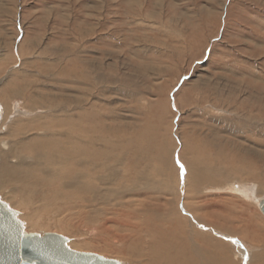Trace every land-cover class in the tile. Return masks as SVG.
<instances>
[{
  "label": "rangeland",
  "instance_id": "1",
  "mask_svg": "<svg viewBox=\"0 0 264 264\" xmlns=\"http://www.w3.org/2000/svg\"><path fill=\"white\" fill-rule=\"evenodd\" d=\"M68 115L100 139L88 149L100 152L96 160L117 159L97 173L106 185H94L97 201L85 206L84 196L68 209L29 187L0 190L25 233L58 234L74 251L127 264L98 233L103 222L175 203L195 231L220 239L229 264H248L264 250V230L254 232L264 217L235 190L254 185L264 197V0H0V157ZM12 157L9 169L17 168ZM20 158L25 168L35 161ZM119 158L123 176L108 181L106 167ZM195 162L219 182L207 189L226 190L193 199ZM144 172L169 192L150 195L152 202L131 193L129 206L120 202L130 196L115 200L141 187Z\"/></svg>",
  "mask_w": 264,
  "mask_h": 264
},
{
  "label": "bare ground",
  "instance_id": "2",
  "mask_svg": "<svg viewBox=\"0 0 264 264\" xmlns=\"http://www.w3.org/2000/svg\"><path fill=\"white\" fill-rule=\"evenodd\" d=\"M72 117H73L72 115H68L67 118L64 117L65 120H63L62 122H53V124H51L50 126L44 125L40 127L38 129L40 133H37L40 136L32 138L29 141L28 139L27 140L24 139L23 142L17 143L18 146H21L20 147L21 151L17 150L16 147L11 152L9 151L10 153L9 152L1 153L0 190L5 189V187H7L10 184L16 185L17 187H19V189L22 187H29L32 191L34 192L36 191L35 193H39L42 196V198H44V200H46L47 202H51L57 206L62 205L63 207L66 208L68 207V209L70 206L75 207L76 205H81L79 204L82 201V200L80 201L81 196H84L85 203L84 205L82 204L83 206L88 205L87 203L89 202L92 201L95 202V200L97 201L99 193L97 194L96 192H94L93 190V188H95L94 185L97 186L98 184L101 183L106 185V183L104 182V178L98 176L97 173L100 174L102 168L107 163H114L117 157H114L112 160H111L112 157L109 159L107 158L108 160H106L107 162L105 163L96 160L100 158L101 156L100 152L98 153L95 152V154H92L88 149L90 148L97 149L96 144L97 142H100V139L97 137L89 138L88 135H84V133L87 132L86 128L84 127V125L81 124L79 125L78 123L74 122ZM27 153L33 154L35 157V161L34 164L29 165L28 168H25L23 166V161L21 160L20 156L27 155ZM12 156L17 157V158L14 157L16 159L15 166L17 168L9 169L7 166V161L8 159L13 158ZM119 160L121 159L119 158L118 161L114 164L113 166L114 168L111 166L106 167L107 168L106 173H108L109 175L108 181H112L114 179L112 176L114 175L118 176V174L119 175L121 174V171H119L118 170L119 168H117L118 165L122 164L119 163ZM223 160H227L226 157H224ZM208 163L210 164V162H207V164ZM197 164L196 162L190 164V168L188 169L189 170L188 186L189 188L190 187L192 188L190 189V191L193 190L191 191L193 199L194 198L198 199L199 195H201L202 190H204L205 192H207L208 190L209 191L216 190L217 192L226 190L225 188H223L224 184L219 188L216 187L213 188L214 190H211L210 188L207 189L210 185L214 186L215 183H219V182L214 177L209 176L208 174L209 170L208 171L203 170V168H201L200 165ZM217 170L218 169L214 170V172L215 171L216 173L222 172V171L217 172ZM214 172H212V174ZM155 173L158 174L157 169L155 170ZM222 173L224 174L225 172L223 171ZM137 181L141 182V187L131 186L124 194L123 192L121 193L119 192L121 195L119 193H116L114 194L115 200H118L119 198L129 199V196L132 193V196H139L143 199H148L150 202H152L150 200V195L156 196L155 193H161L162 191L169 192L170 190V188L167 186L168 184L166 185L165 182H163L162 180L158 181V179L157 181L151 180L149 175L145 172L140 173L137 176ZM159 183L161 187L164 186L162 187L163 190H161L160 187H158ZM241 187L244 186L241 185ZM247 187H248L246 188L247 190L249 189L251 192H255V193L252 194L251 192L248 193V191L240 190L239 186H236L235 190L237 192H240L241 195H243V197L246 200L247 199H249L248 201H250V199L253 200V202L258 207V202L261 199H264V197L263 196L262 198L258 197L257 194L259 192L258 191L259 189L256 190L257 186L249 185ZM113 193L114 192L112 191L110 195L113 196ZM131 199L132 198L130 196V200H126L120 203L129 206L128 204H133V201H131ZM120 203L119 204L117 203L116 206L118 205L121 206ZM116 206H113L112 210H115ZM145 207L146 206L144 204L142 206V209L138 212L140 216L132 213L128 216L119 218L120 215L117 214L116 218L120 220L116 218L115 219L111 218V220L109 221V225L107 221H104L103 226H100L98 230V233L101 234L102 237L103 236L106 237L103 238L107 240L106 243L112 244L111 248H115L118 251L121 250L120 251L121 257H123L127 261V264H192L193 262L195 264H199V263L213 264L214 260L216 261L215 264H229L230 262L228 261L229 258L227 257L226 259V257H222V256H226L225 252L227 247L219 242L220 239H218L219 241L213 239L210 234H206L207 232L200 233L195 231L194 229L195 225L193 226L191 223L184 220L180 216V212H178L175 203L172 206L170 205L168 208H165L163 212L161 211L156 212L154 209L147 210ZM127 208L129 207H126V209ZM225 216L226 214L222 218H225ZM230 216L233 215L231 214ZM133 219H135L139 224L133 225L134 224ZM245 219H247V217H245ZM206 221L208 220L206 219ZM142 226H145L146 228L145 230L146 235L142 233V228H141ZM261 229H262L261 227H258L257 229L254 230V232L256 233L259 230L258 233H261V231L264 230ZM218 230H220L219 232L224 231L221 230L220 227H218ZM115 232H119L120 234H115ZM141 233L144 235L143 237ZM219 236L223 237V235H219ZM70 245L73 244L68 243L69 247ZM117 245H119L118 247L119 249L117 248ZM185 251L192 252L193 254H195L196 259L192 261V256H186V258L182 260L180 258V253H183ZM218 253H221L219 257L220 261H218V258H216L214 255ZM197 254H202L206 257L205 259H202L199 258ZM248 264H264V250L260 254L255 255V258H251V261L248 262Z\"/></svg>",
  "mask_w": 264,
  "mask_h": 264
},
{
  "label": "water",
  "instance_id": "3",
  "mask_svg": "<svg viewBox=\"0 0 264 264\" xmlns=\"http://www.w3.org/2000/svg\"><path fill=\"white\" fill-rule=\"evenodd\" d=\"M264 217V199L258 202ZM17 213L0 199V264H119L97 254L77 252L58 234L25 233Z\"/></svg>",
  "mask_w": 264,
  "mask_h": 264
}]
</instances>
